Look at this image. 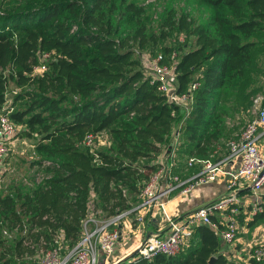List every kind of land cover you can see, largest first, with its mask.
<instances>
[{"label": "trees", "instance_id": "trees-1", "mask_svg": "<svg viewBox=\"0 0 264 264\" xmlns=\"http://www.w3.org/2000/svg\"><path fill=\"white\" fill-rule=\"evenodd\" d=\"M191 1L206 13L201 21L167 5L154 29L141 0L0 2V108L10 84L20 87L6 114L21 125L16 137L38 136L35 150L44 159L32 165L50 173L26 190L0 191V264H23L38 248L57 246L60 235L62 251L70 249L90 203L106 217L136 205L161 153L165 163H176L169 171L180 178L199 169L187 168L188 157L224 156L228 109L240 110L264 91V0ZM171 31L192 36L189 44L186 37L161 48L165 61L171 60L165 53L176 51L177 93L199 83L189 110L167 100L141 61L140 51ZM38 67L44 70L36 74ZM103 130L113 145L91 151ZM89 133L96 136L86 145ZM222 247L218 232L199 225L176 255L126 264H209L212 256L213 264H234Z\"/></svg>", "mask_w": 264, "mask_h": 264}, {"label": "built area", "instance_id": "built-area-1", "mask_svg": "<svg viewBox=\"0 0 264 264\" xmlns=\"http://www.w3.org/2000/svg\"><path fill=\"white\" fill-rule=\"evenodd\" d=\"M170 59L165 61L163 54L159 53L149 61L150 71L145 74L151 81L157 83V89L170 103L189 110L190 91L196 89L199 83L194 81L187 92L177 93L173 62L175 54L171 55ZM262 99L263 97L259 95L253 101L257 103ZM17 130L18 127L8 115L1 113L0 166L4 164L9 154ZM95 136L87 134L83 143L90 145ZM226 146V154L216 160L212 159V155L207 158L188 157L187 168L198 165L199 169L185 178L172 174V171L170 174V167L176 163H165L161 158L158 161L159 166L144 183L139 194L140 201L136 205L108 216L100 223H94L93 228L83 229L85 219L82 223L81 238L64 252L62 244L59 243L62 235L57 236L55 241L58 245L42 251L39 264H119L118 257H115V249L118 240L121 239L120 224L124 218L133 215L134 221L138 224H143L145 215L150 214V222L159 218L161 225L158 230L146 236L137 247V258L151 259L160 254L176 255L189 244L194 229L199 225L211 227L219 233L223 242L231 243L236 239L240 228L237 216L240 212L241 191L248 190L253 195L250 215L264 212V203L260 197V190L264 186V106L259 109L255 119L244 125L236 137L226 141ZM173 156L172 151L171 158ZM219 180L224 181L225 191L212 201L193 208L182 216L170 213L168 208L170 195L185 196L202 184ZM250 257L256 261L264 259V246H256Z\"/></svg>", "mask_w": 264, "mask_h": 264}, {"label": "rangeland", "instance_id": "rangeland-1", "mask_svg": "<svg viewBox=\"0 0 264 264\" xmlns=\"http://www.w3.org/2000/svg\"><path fill=\"white\" fill-rule=\"evenodd\" d=\"M10 0H0V2L4 3V7L8 4ZM143 5L147 8L148 15L146 22L150 25L153 29L156 28L161 13L165 9L167 5L174 7L178 13L180 10H187L191 13V15L197 20V22L201 21L204 17H206V13L203 11L201 7L194 5L191 0H141ZM190 43L192 36H187L186 33L180 31H171V35L165 39L164 41L159 42L158 44H149L144 49L140 51L142 65L144 67V72L149 73L150 66L149 61L152 60L155 56L159 53H162L161 48L166 47H176L183 42ZM186 47V46H185ZM173 52V51H172ZM176 52V51H175ZM173 52L172 54H174ZM171 52L165 53L166 57H171ZM44 69L35 68L34 73L39 74ZM264 75V74H263ZM262 75V77H263ZM262 79V83H263ZM21 88L15 86L14 84H10L9 90L6 93L7 102L3 104L0 108V112L8 113V108L14 105L13 97L14 95L20 91ZM263 97V99L259 102H254V98L257 96ZM10 105V106H9ZM16 106L13 107L15 109L19 102L15 104ZM264 106V91H257L249 104H247L244 108L240 110L233 111L235 109H228V114H226L223 118L224 123L227 127L226 134L221 138L220 143H224L229 139H232L237 136V134L243 129L244 125L255 119L256 115L260 108ZM18 129L21 125H17ZM96 140L94 144L91 146V151H96L98 149H109L113 145L112 134L108 130H103L99 132L96 136ZM38 141V136L35 138H20L14 137L10 146L9 154L4 162L0 166V191L9 190L12 188H16L17 186L22 187L23 190L32 187L33 183L41 182L45 177H47L48 173L46 170V166L42 164H35L32 165L36 160L44 159L42 158L39 153L36 152L35 147ZM163 154L161 153V157L163 158ZM144 160H139V164H144ZM47 165V163H45ZM193 194L190 192L188 196L175 201L176 207L178 209L182 208L185 209L186 203H188L189 199H191ZM188 198V199H187ZM97 207L93 203L89 204V214L86 218V221L83 224L84 228H93L94 223H100L102 220H105L107 217L103 214V212H99ZM129 222L127 225H130L132 231L130 229L125 230L126 222H121V239L118 240L116 249H115V256L118 257L117 261L119 264H126L133 259L137 258L135 256H131L132 253L137 249V247L142 243L145 239L144 235L146 234V225L150 221V214L145 217V221L143 224H138L136 222H132L134 215L131 217L129 216ZM128 218H124L123 220H127ZM88 219H92L89 220ZM129 227V226H128ZM14 237L13 233H8L6 236L8 239ZM252 237H250L251 239ZM236 239H234L231 243H227L228 245L226 250L229 254L226 255L227 259L233 261L234 264H246L250 260V255L253 249V245L250 243L243 244H235ZM50 247V246H49ZM52 247V246H51ZM121 249V251H120ZM42 251L38 248L35 251V254L25 255V258L30 259L23 264H39L40 259L42 257Z\"/></svg>", "mask_w": 264, "mask_h": 264}, {"label": "crops", "instance_id": "crops-1", "mask_svg": "<svg viewBox=\"0 0 264 264\" xmlns=\"http://www.w3.org/2000/svg\"><path fill=\"white\" fill-rule=\"evenodd\" d=\"M226 152H227V149L223 152V154L225 155ZM161 158H162L161 156L158 157L159 160ZM185 177H188V176H185ZM224 191H225V183L223 180H219L217 182H210V183L202 184V185L196 187L194 190L191 191L193 196L191 199H189L188 203H186L185 209H182V208L178 209L176 207L177 205H176L175 201H178L180 199L187 197L188 194L185 196L179 195V194H173L172 197L170 195L168 197L169 198L168 199L169 200L168 208H169L170 213L172 212L173 214L182 216V215L186 214L189 210L196 208L200 205L206 204L207 202L212 201L214 198H216L218 195L222 194ZM240 196H241V204H240V211H241L240 215H241V217H240V222H239L240 228H239V232L237 233L235 244H243L244 245L247 242V243H250L251 245H253V249L259 245L264 246V212L261 213V216L259 219H256L254 222H252L253 217L255 215H250L249 209H250V206H251L253 199H254L253 195L251 194L250 191L243 190L241 192ZM260 197L264 203V186L260 190ZM157 220L149 222L146 225V234L144 235V237H146L147 234L154 232L155 230H158L161 227L160 222H159V218ZM123 221L126 222L124 231H126L128 229H130L132 231L130 225H127V223L130 224L129 218L127 220H123ZM132 222H135L134 219ZM120 228H121V226H120ZM250 237H252V238L250 239ZM226 245H228V244L223 242V247L221 249V251L225 255L229 254V252L226 250V248H227ZM253 249H252V251H253ZM120 251H121V249H120ZM246 264H251L250 260Z\"/></svg>", "mask_w": 264, "mask_h": 264}, {"label": "water", "instance_id": "water-1", "mask_svg": "<svg viewBox=\"0 0 264 264\" xmlns=\"http://www.w3.org/2000/svg\"><path fill=\"white\" fill-rule=\"evenodd\" d=\"M150 234V233H149ZM149 234H147V236H149ZM137 252H138V249H136L133 253H132V255L131 256H135L136 254H137ZM214 258L215 257H211L210 259H209V264H213V260H214Z\"/></svg>", "mask_w": 264, "mask_h": 264}]
</instances>
